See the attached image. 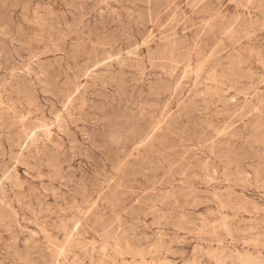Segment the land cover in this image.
<instances>
[{"label": "rangeland", "instance_id": "obj_1", "mask_svg": "<svg viewBox=\"0 0 264 264\" xmlns=\"http://www.w3.org/2000/svg\"><path fill=\"white\" fill-rule=\"evenodd\" d=\"M152 1L0 0V264H264V0Z\"/></svg>", "mask_w": 264, "mask_h": 264}, {"label": "bare ground", "instance_id": "obj_2", "mask_svg": "<svg viewBox=\"0 0 264 264\" xmlns=\"http://www.w3.org/2000/svg\"><path fill=\"white\" fill-rule=\"evenodd\" d=\"M76 1H78V0H75L74 3H76ZM80 1H82V0H80ZM151 1H152V0H151ZM154 1H155V0H154ZM154 1H152V2H154ZM187 1H189V0H187ZM202 1H203V0H202ZM202 1H200L199 3H201ZM84 2H85V1H84ZM157 2H159V0H158ZM189 2H190V1H189ZM197 2H198V1H197ZM256 2H257V1H256ZM15 3H16V2H15ZM143 3H145V2H143ZM154 3H155V2H154ZM230 3H232V2H230ZM235 3H236V2H235ZM1 4H2V3H1ZM77 4H78V3H77ZM84 4H85V3H84ZM149 4H151V3H149ZM149 4H147V5H149ZM204 4H205V3H204ZM2 5H3V4H2ZM16 5H17V4H16ZM72 5H73V4H72ZM74 5H75V4H74ZM153 5H154V4H153ZM158 5H159V4H158ZM193 5H195V3H194ZM198 5H199V4H198ZM75 6H76V5H75ZM82 6H83V5H82ZM97 6H99V5H97ZM156 6H157V5H156ZM188 6H189V5H188ZM80 7H81V6H80ZM84 7H85V6H84ZM147 7H148V6H147ZM157 7H158V6H157ZM157 7H156V8H157ZM177 7H178V6H177ZM191 7H192V5H191ZM14 8H15V6H14ZM73 8H75V7H73ZM195 8H196V6H195ZM76 9H77V8H76ZM161 9H162V8H161ZM11 10H12V9H11ZM22 10H24V8H23ZM48 10H49V9H48ZM105 10H106V9H105ZM149 10H150V9H149ZM144 11H147V10H144ZM150 11H151V10H150ZM153 11H154V10H153ZM77 12H78V11H77ZM79 12H81V11H79ZM167 12H168V11H167ZM35 13H36V12H35ZM75 13H76V12H75ZM143 13H144V12H143ZM161 13H162V12H161ZM6 14H7V13H6ZM72 14H73V13H72ZM85 14H86V13H85ZM153 14H154V13H153ZM170 14H171V16H172V14H173L172 11L170 12ZM209 14H210V13H209ZM40 15H41V14H40ZM77 15H78V14H77ZM160 15H161V14H160ZM165 15H166V14H165ZM176 15H177V14H176ZM176 15H175V16H176ZM211 15H212V14H211ZM147 16H148V15H147ZM147 16H146V17H147ZM166 16H167V15H166ZM11 17H12V16H11ZM74 17H75V14H74ZM84 17H86V16H84ZM142 17H143V16H142ZM151 17H152V16H151ZM157 17H158V16H157ZM44 18H46V17H44ZM159 18H160V16H159ZM173 18H175V17H173ZM239 18H240V17H239ZM12 19H13V17H12ZM65 19H66V18H65ZM140 19H141V18H140ZM144 19H145V18H144ZM153 19H154V18H153ZM85 20H86V19H85ZM145 20H147V18H146ZM150 20H151V19H150ZM168 20H170V19H168ZM235 20H236V19H235ZM12 21H13V20H12ZM35 21H36V20H35ZM48 21H49V20H48ZM50 21H51V20H50ZM152 21H153V20H152ZM166 21H167V20H166ZM173 21H174V20H173ZM173 21H172V22H173ZM236 21H237V20H236ZM236 21H235V22H236ZM73 22H74V21H73ZM79 22H80V21H79ZM86 22H87V21H86ZM89 22H90V21H89ZM174 23H175V22H174ZM30 24H31V23H30ZM59 24H60V23H59ZM65 24H66V23H65ZM85 24H87V23H85ZM169 24H171V23H169ZM231 24H232V23H231ZM233 24H234V23H233ZM35 25H36V24H35ZM51 25H53V24H51ZM54 25H55V24H54ZM73 25H74V24H73ZM73 25H71V26H73ZM159 25H160V24H159ZM186 25H187V24H186ZM188 25H190V24L188 23ZM191 25H192V23H191ZM250 25H251V24H250ZM250 25H249V28H250ZM55 26H56V25H55ZM61 26H62V25H61ZM80 26H82V24H80ZM231 26H232V25H231ZM63 27H66V25L63 26ZM67 27H69V25H68ZM164 27H166V26H164ZM169 27H170V26H169ZM252 27H253V26H252ZM57 28H58V27H57ZM70 28H71V27H70ZM127 28H130V27H127ZM167 28H168V27H167ZM245 28H246V26H245ZM21 29H22V28H21ZM85 29H86V28H85ZM164 29H165V28H163V30H164ZM168 29H169V28H168ZM171 29H172V28H171ZM186 29H187V28H186ZM186 29H184V31H186ZM198 29H199V28H198ZM250 29H251V28H250ZM252 29H253V28H252ZM78 30H79V28L77 29V31H78ZM88 30H89V29H88ZM101 30H102V29H101ZM161 30H162V29H161ZM173 30H175V29H172V31H173ZM232 30H233V29H232ZM232 30H231V31H232ZM18 31H19V30H18ZM58 31H59V29H58ZM74 31H75V29H74ZM126 31H127V30H126ZM164 31H165V30H164ZM169 31H170V29H169ZM252 31H253V30H252ZM54 32H55V31H54ZM60 32H61V31H60ZM130 32H131V31H130ZM138 32L141 33L139 30H138ZM186 32H187V31H186ZM232 32H233V31H232ZM235 32H236V31H235ZM235 32H234V33H235ZM19 33H20V32H19ZM51 33H52V32H51ZM51 33H50V34H51ZM83 33H84V32H83ZM151 33H152V32H151ZM160 33H161V32H160ZM169 33H171V31H170ZM246 33H247V32H246ZM253 33H254V32H253ZM53 34H54V33H52V35H53ZM88 34H89V33H88ZM108 34H109V33H108ZM227 34H228V32H227ZM247 34H248V33H247ZM64 35H65V34H64ZM66 35H67V34H66ZM76 35H77V34H76ZM76 35H75V36H76ZM85 35H86V34H85ZM109 35H110V34H109ZM114 35H115V34H114ZM114 35H113V36H114ZM131 35H132V34H131ZM150 35H151V34H150ZM199 35H200V34H199ZM229 35H230V34H229ZM50 36H51V35H50ZM56 36H57V35H56ZM68 36H69V35H68ZM80 36H82V35H80ZM100 36H101V35H100ZM137 36H138V35H137ZM164 36H165V35H164ZM176 36H177V35H176ZM252 36H253V35H252ZM85 37L87 38V36H85ZM94 37H95V36H94ZM98 37H99V36H98ZM109 37H111V35H110ZM132 37H133V36H132ZM198 37H199V36H198ZM104 38H105V37H104ZM165 38H168V37H165ZM230 38H231V37H230ZM238 38H239V37H238ZM238 38H237V40H239ZM245 38H246V36H245ZM249 38H250V35H249ZM33 39H34V38H32V40H33ZM90 39H91V38H90ZM97 39H98V38H97ZM133 39H134V38H133ZM250 39H251V38H250ZM26 40H27V39H26ZM99 40H100V39H99ZM140 40H141V39H140ZM143 40H144V39H143ZM187 40H188V39H187ZM29 41H30V40H29ZM33 41H34V40H33ZM33 41H32V42H33ZM37 41H38V40H37ZM59 41H60V40H59ZM59 41H58V42H59ZM63 41H64V40H63ZM80 41H81V40H80ZM83 41H84V40H83ZM96 41H98V40H96ZM132 41H133V40H132ZM158 41H159V40H158ZM232 41H233V40H232ZM240 41H241V40H240ZM34 42H35V41H34ZM34 42H33V43H34ZM75 42H76V41H75ZM98 42H99V41H98ZM109 42H110V41H109ZM141 42H142V41H141ZM146 42H148V41H146ZM146 42H145V43H146ZM233 42H235V41H233ZM53 43H54V42H53ZM77 43H78V42H77ZM84 43H85V42H84ZM102 43H104V42H102ZM107 43H108V42H107ZM126 43L128 44V42H126ZM143 43H144V42H143ZM159 43H160V42H159ZM178 43H179V42H178ZM236 43H237V42H236ZM35 44H38V42H36ZM41 44H43V43H41ZM54 44H55V43H54ZM64 44H65V43H64ZM79 44H80V43H79ZM98 44H99V43H98ZM98 44H97V46H98ZM172 44H173V43H172ZM56 45H57V44H56ZM84 45H85V44H84ZM104 45H105V44H104ZM128 45H129V44H128ZM136 45H137V44H136ZM136 45H135V46H136ZM141 45H142V44H141ZM57 46H58V45H57ZM99 46H100V44H99ZM107 46H108V45H107ZM119 46H120V45H119ZM137 46H138V45H137ZM145 46H146V45H145ZM80 47H81V45H80ZM80 47H79V48H80ZM84 47H85V46H84ZM100 47H101V46H100ZM116 47H117V46H116ZM130 47H131V46H130ZM182 47H183V46H182ZM48 48H49V47H48ZM59 48H60V47H59ZM102 48H103V47H102ZM124 48H125V47H124ZM133 48H134V47H133ZM189 48H190V47H189ZM57 49H58V48H57ZM84 49H85V48H84ZM106 49H107V48H106ZM112 49H113V48H112ZM121 49H122V48H121ZM125 49H126V48H125ZM131 49H132V48H131ZM136 49H137V48H136ZM136 49H135V51H136ZM191 49H192V47H191ZM59 50H60V49H59ZM102 50H103V49H102ZM158 50H161V49L159 48ZM224 50H225V49H224ZM60 51H61V50H60ZM109 51H110V50H109ZM109 51H108V52H109ZM115 51H116V50H115ZM148 51H149V49H148ZM189 51H191V50H188V52H189ZM41 52H42V51H41ZM103 52H105V51H103ZM125 52H126V51H125ZM138 52H139V51H138ZM165 52H167V51H165ZM219 52H220V51H219ZM58 53H61V52L58 51ZM62 53H63V52H62ZM80 53H81V52H80ZM84 53H85V52H84ZM160 53H161V52H160ZM182 53H183V52H182ZM222 53H223V52H222ZM46 54H48V53H46ZM78 54H79V53H78ZM127 54H128V53H127ZM188 54H189V53H188ZM217 54H218V53H217ZM33 55H34V53H33ZM35 55H36V53H35ZM76 55H77V54H76ZM83 55H84V54H83ZM103 55H104V54H103ZM105 55H107V54L105 53ZM136 55H138V54H136ZM231 55H232V53H231ZM159 56H160V55H159ZM221 56H222V55H221ZM35 57H36V56H35ZM35 57H34V58H35ZM106 57H107V56H106ZM109 57H110V56H109ZM112 57H113V55H112ZM107 58H108V57H107ZM182 58H184V57H182ZM208 58H209V57H208ZM215 58H217V57H215ZM215 58H214V59H215ZM237 58H239V57H237ZM60 59H61V58H60ZM66 59H67V58H66ZM108 59H109V58H108ZM158 59H159V58H158ZM214 59H213V60H214ZM62 60H63V59H62ZM71 60H72V58H71ZM71 60H70V61H71ZM211 60H212V59H211ZM110 61H111V60H110ZM207 61H208V59H207ZM209 61H210V60H209ZM60 63H61V62H60ZM67 63H68V62H67ZM111 63H112V62H111ZM155 63H156V62H155ZM173 63H174V62H173ZM236 63H237V62H236ZM236 63H235V64H236ZM47 64H49V63L47 62ZM174 64H175V63H174ZM207 64H208V63H207ZM56 65H57V61H56ZM65 66H67V65L65 64ZM160 66H161V65H160ZM160 66H159V67H160ZM232 66H233V65H232ZM199 67H200V66H199ZM205 67H206V66H204V69H203L202 71L205 70ZM217 67H219V66H217ZM29 68H30V67H29ZM174 68H175V67H174ZM197 68H198V67H197ZM54 69H55V68H54ZM54 69H53V70H54ZM60 69H61V68H60ZM183 69H184V68H183ZM199 69H200V68H199ZM201 69H202V68H201ZM46 70H47V69H46ZM228 70H229V69H228ZM195 71L198 72L197 69H196ZM199 71H200V70H199ZM225 71H227V70L225 69ZM231 71H232V70H231ZM28 72H29V71H28ZM45 72H46V71H45ZM48 72H49V71H48ZM59 72H60V71H59ZM216 72H217V71H216ZM216 72H215V74H216ZM49 73H50V72H49ZM52 73H53V72H52ZM172 73H173V71H172ZM206 73H207V72H206ZM219 73H220V72H219ZM248 73H249V72H248ZM47 74H48V73H47ZM50 74H51V73H50ZM58 74H59V73H58ZM189 74H190V73H189ZM208 74H209V72H208ZM246 74H247V73H246ZM48 75H49V74H48ZM51 75H52V74H51ZM51 75H50V77H51ZM195 75H196V74H195ZM200 75H201V74H200ZM200 75H199V76H200ZM230 75H231V74H230ZM171 76H172V75H171ZM171 76H170V77H171ZM188 76H189V75H188ZM202 76H203V75H202ZM234 76H235V74H234ZM44 77H45V76H44ZM172 77H173V76H172ZM185 77H186V76H185ZM195 77H197V75H196ZM210 77H211V75H210ZM210 77H209V78H210ZM213 77H214V76H213ZM246 77H247V76H246ZM252 77H253V76H252ZM224 78H225V77H224ZM51 79H52V77H51ZM195 79H196V78H195ZM210 79H211V78H210ZM210 79H209V80H210ZM198 80H199V77H198ZM225 80H226V79H225ZM227 80H228V78H227ZM234 80H235V79H234ZM240 80H241V79H240ZM52 81H53V80H52ZM228 81H230V80H228ZM231 81H232V80H231ZM55 82H56V81H55ZM57 82H58V81H57ZM59 82H60V80H59ZM65 82H66V81H65ZM67 82H69V81H68V78H67ZM210 82H211V81H210ZM212 82H213V80H212ZM214 82H215V81H214ZM162 83H163V82H162ZM177 83H178V82H177ZM179 83H180V81H179ZM179 83H178V84H179ZM19 84H20V83H19ZM68 84H69V83H68ZM154 84H156V83H154ZM20 85H21V84H20ZM66 85H67V84H66ZM66 85L64 84L63 86H66ZM69 85H70V84H69ZM125 85H126V84H125ZM163 85H164V84H163ZM180 85H181V84H180ZM2 86H3V85H2ZM18 86H19V85H18ZM51 86H52V85H51ZM49 87H50V86H49ZM69 87H70V86H69ZM159 87H160V86H159ZM159 87H158V88H159ZM7 88H8V86H7ZM20 88H21V87H20ZM53 88H54V87H53ZM163 88H164V87H163ZM174 89H175V87H174ZM179 89H180V88H179ZM179 89H178V90H179ZM1 90H3V89H1ZM24 90H27V89H24ZM157 90H158V89H157ZM157 90H156V91H157ZM227 90H228V89H227ZM20 91L22 92V89H20ZM28 91H29V90H28ZM28 91H27V92H28ZM51 91H52V90H51ZM53 91H54V90H53ZM179 91H180V90H179ZM2 92H3V91H2ZM27 92H26V94H27ZM121 92H122V91H121ZM215 92H216V91H215ZM215 92H214V93H215ZM4 93H5V92H4ZM22 93H24V92H22ZM54 93H55V92H54ZM54 93H53V94H54ZM207 93H208V92H207ZM214 93H213V95L216 96V93H215V94H214ZM241 93H242V92H241ZM31 94H33V92H32ZM31 94H29V95L31 96ZM57 94H59V92H58ZM152 94L154 95V93H152ZM152 94H151V95H152ZM159 94H160V93H159ZM242 94H243V93H242ZM151 95H150V96H151ZM155 95H156V94H155ZM248 95H249V94H248ZM248 95H246V96H248ZM54 96H55V94H54ZM208 96H209V93H208ZM210 96H211V95H210ZM210 96H209V97H210ZM59 97H60V95H59ZM65 97H67V96H65ZM140 100H141V99H140ZM187 102H188V101H187ZM137 103H138V101H137ZM59 104H60V103H59ZM219 104H220V103H219ZM252 106H253V105H252ZM189 107H190V106H189ZM222 107H223V106H222ZM176 109H177V108H176ZM255 110H256V109H255ZM136 111H137V110H136ZM237 111H238V110H237ZM258 111H259V110H258ZM35 113H36V111H35ZM141 113H142V111H141ZM255 113H256V112H255ZM131 114H133V113H131ZM137 115H138V113H137ZM257 115H258V114H257ZM258 116H259V115H258ZM137 119H138V118H137ZM6 121H7V120H6ZM25 121H26V120H25ZM7 122H8V121H7ZM132 122H133V121H132ZM136 122H137V120H136ZM136 122H135V124H136ZM169 122H170V121H169ZM4 123H5V122H4ZM59 123H61V122H59ZM8 124H9V123H8ZM191 124H192V123H191ZM14 125H15V124H14ZM41 125H42V124H41ZM195 125H196V124H195ZM226 127H227V126H226ZM5 128H6V126H5ZM84 128H85V127H84ZM195 128H197V127H195ZM231 128H232V127H231ZM23 129H24V128H23ZM38 129H39V128H38ZM38 129H36V130H38ZM41 129H43V128H41ZM44 129H45V128H44ZM48 129H49V128H48ZM127 129H128V128H127ZM133 129H134V128H133ZM225 129H226V128H225ZM5 130H6V129H5ZM62 130H63V129H62ZM34 131H35V130H34ZM47 131H48V130H46L45 132H47ZM226 131H227V130H226ZM228 131H229V130H228ZM262 131H264V130H262ZM22 132H23V131H22ZM49 132H50V131H49ZM87 132H88V131H87ZM127 132H128V131H127ZM33 133H34V132H33ZM50 133H51V132H50ZM136 133H137V132H136ZM222 133L224 134V132H222ZM31 134H32V133H31ZM29 135H30V134H29ZM129 135H131V134H129ZM136 135H137V134H136ZM137 136H138V135H137ZM31 137H33V136H30V139H31ZM25 138H26V137H25ZM69 138H70V137H69ZM131 138H132V137H131ZM203 138H205V136H204ZM23 139H24V138H23ZM28 139H29V137H28ZM25 140H26V139H25ZM25 140H24V142H25L24 145L28 142V140H26V141H25ZM31 140H32V139H31ZM140 140H141V138H140ZM200 140H201V139H200ZM141 141H142V140H141ZM21 142H23V141H21ZM31 142H32V141H31ZM72 142H73V140H72ZM29 143H30V142H29ZM128 143H129V142H128ZM207 143H208V142H207ZM214 143H215V142H214ZM31 144H32V143H31ZM31 144H30V145H31ZM95 144H96V143H95ZM27 145H28V144H27ZM27 145H26V146H27ZM96 145H97V144H96ZM211 145H212V144H211ZM12 146H13V145H12ZM97 146H98V145H97ZM125 146H126V145H125ZM213 146H214V145H213ZM22 147H23V146H22ZM24 147H25V146H24ZM27 147H29V145H28ZM30 148H31V146H30ZM100 148H101V147H100ZM217 148H218V147H217ZM214 149H215V148H214ZM21 150H22V149H21ZM110 150H111V149H110ZM144 150H145V149H144ZM71 151H72V150H71ZM190 151H191V150H190ZM46 152H47V151H46ZM49 153H50V152H49ZM106 153H107V152H106ZM112 153H113V152H112ZM119 153H120V152H119ZM50 154H51V153H50ZM104 154H105V152H104ZM22 155H23V154H22ZM120 155H121V154H120ZM23 156H24V155H23ZM17 157H19V156H17ZM123 157H125V156H123ZM176 157H177V156H176ZM21 158H22V161H23V157H21ZM21 158H19V159H21ZM25 158H26V157H25ZM94 159H95V158H94ZM22 161H20V162H22ZM26 161H27V160H26ZM92 161H93V163L95 164V162H94L95 160H92ZM151 161H152V160H151ZM164 161H165V160H164ZM166 163H167V162H166ZM17 164H18V163H17ZM24 164H25V163H24ZM95 165H96V164H95ZM103 165H104V164H103ZM175 165H177V164H175ZM148 166H149V165H148ZM153 166H154V165H153ZM172 166H173V165H172ZM53 167H54V166H53ZM55 167H56V166H55ZM29 168H30V167H29ZM127 168H129V166H127ZM148 168H149V167H148ZM148 168H146V169H148ZM170 168H171V167H170V165H169V169H170ZM143 169H144V168H143ZM151 169H153V168H151ZM171 169H172V168H171ZM59 170H61V168H59ZM93 170H94V169H93ZM116 171H117V170H116ZM145 171H146V170H145ZM147 171H149V169H148ZM175 171H176V170H175ZM60 172H61V171H60ZM143 172H144V171H143ZM182 172H183V171H182ZM182 172H180V174H181ZM97 173H98V172H97ZM152 173H153V172H152ZM183 173H184V172H183ZM16 174H17V172H16ZM150 174H151V173H150ZM154 174H155V173H154ZM254 174H255V173H254ZM57 175H58V172H57ZM143 175H144V174H143ZM186 175H187V174H186ZM189 176H190V175H189ZM95 177H96V176H95ZM98 177H99V176H98ZM125 177H126V175H125ZM135 177H136V176H135ZM132 178H133V177H131V179H132ZM146 178H147V177H146ZM153 178H154V177H153ZM83 179H84V178H83ZM147 179H148V178H147ZM4 180H5V179H4ZM84 180H85V179H84ZM160 180H161V179H160ZM131 181H132V180H131ZM108 182H109V181H108ZM115 182H116V181H115ZM115 182H114V183H115ZM146 182H147V181H146ZM91 185H92V184H91ZM123 185H124V184H123ZM120 186H121V185H120ZM139 186H140V185H139ZM109 187H110V186H109ZM121 187H122V186H121ZM121 187H120V188H121ZM120 188H119V189H120ZM141 188H142V186H141ZM143 188H144V187H143ZM116 189L118 190V188H116ZM116 189H115V190H116ZM85 190H86V188H85ZM119 191H120V190H119ZM82 192H83V191H81V193H82ZM117 192H118V191H117ZM141 192H142V191H141ZM142 193H143V192H142ZM147 193H148V192H147ZM182 193H183V192H182ZM115 194H116V193H115ZM115 194H114V196H115ZM118 194H119V193H118ZM164 194H167V193H164ZM116 196H118V195L116 194ZM119 196H120V197H123V196H121V195H119ZM142 196H143V195H142ZM142 196H141V197H142ZM82 198H83V197H82ZM115 198H117V197H115ZM124 198H125V197H124ZM161 198H162V197H160V199H161ZM71 199H72V198H71ZM113 199H114V198H113ZM149 199H150V197H149ZM117 200H118V199H117ZM65 201H66V200H65ZM113 201H116V199L113 200ZM113 201H112V202H113ZM118 201H119V200H118ZM136 202H137V201H136ZM157 202L159 203V201H157ZM157 202H156V203H157ZM106 203H107V202H106ZM153 203H154V204H153ZM153 203H152L153 205L156 204L155 202H153ZM160 204L162 205L161 202H160ZM160 204H159V205H160ZM112 206H113V204H112ZM155 206H156V205H155ZM172 206H173V205H172ZM73 208H75V205H74ZM134 208H135V207H134ZM155 209H157V208H155ZM153 210H154V209H153ZM155 212H156V211H155ZM155 212H154V214H155ZM135 213H136V212H135ZM156 213H158V212H156ZM147 214H148V213H147ZM165 214H166V213H165ZM84 215H85V214H84ZM163 215H164V214H163ZM77 216H78V215H77ZM164 217H165V216H164ZM198 217H199V216H198ZM75 218H76V217H74V219H75ZM113 218H115V217H113ZM117 218H118V217H117ZM132 218H133V217H132ZM160 218H162V217H160ZM111 219H112V218H111ZM121 219H122V218H121ZM162 219H163V218H162ZM98 221H99V220H98ZM98 221H97V222H98ZM104 221H105V220H104ZM104 221H103V222H104ZM108 221H109V220H108ZM99 223H100V222H99ZM165 223H166V222H165ZM116 224H118V223L116 222ZM176 224H177V223H176ZM78 225H79V223H78ZM119 225H120V224H119ZM152 225H153V224H152ZM174 225H175V224H174ZM100 226H101V225H100ZM108 226H109V225H108ZM191 226H192V225H191ZM74 227H75V226H74ZM120 227H121V226H120ZM128 227H129V225H128ZM173 227H174V226H173ZM227 227H228V226H227ZM126 228H127V227H126ZM130 228H131V227H130ZM64 229H65V228H64ZM122 229H123V228H122ZM214 229H215V228H214ZM212 230H213V229H212ZM75 231H76V230H75ZM121 231H122V230H121ZM123 231H125V230H123ZM123 231H122V232H123ZM109 232H110V231H109ZM109 232H108V233L106 232V233H107V238H108V234H110V233L112 234V232H110V233H109ZM227 232H228V231H227ZM104 235H105V234H104ZM97 237H98V236H97ZM100 237H101V236H100ZM109 237H110V236H109ZM123 237H124V236H123ZM103 238H105V236H104ZM103 238H102V239H103ZM105 239H106V238H105ZM105 239H103V240H105ZM146 239H147V238H146ZM113 240H114V239H113ZM125 240H126V237H125ZM58 241H59V240H58ZM69 241H70V240H69ZM73 241H74V240H73ZM95 241H96V240H95ZM107 241H108V240L106 239L105 242H107ZM162 241H163V240H162ZM71 242H72V241H71ZM96 242H97V241H96ZM125 242H126V241H125ZM91 243H93V242H91ZM91 243H90V244H91ZM160 243H161V242H160ZM57 244H59V243H57ZM77 244H78V243H77ZM110 244H112V243H110ZM110 244H109V245H110ZM153 245H154V244H152L151 246L154 247ZM162 245H163V244H162ZM78 246H79V244H78ZM82 246H83V245H82ZM92 246H94V244H93ZM122 246H123V245H122ZM126 246H127V245H126ZM126 246H125V247H126ZM151 246H150V247H151ZM156 246H157V245H156ZM79 247H80V246H79ZM94 247H95V246H94ZM150 247H149V248H150ZM61 248H62V247H61ZM61 248H58V249H61ZM92 248H93V247H92ZM86 249H87V248H86ZM94 249H95V248H94ZM156 249H157V248H156ZM68 250H69V249H68ZM87 250H88V249H87ZM106 250H107V248H106ZM118 250H119V249H118ZM64 251H65V249H64ZM69 251H70V250H69ZM84 251H85V250H84ZM103 251L105 252V250H103ZM110 251H111V250H110ZM116 251H117V250H116ZM164 251H165V250H164ZM65 252H66V251H65ZM87 252H88V251H87ZM140 252H141V251H140ZM154 252H155V251H154ZM21 253H22V252H21ZM91 253H92V252H91ZM137 253H138V252H137ZM152 253H153V252H152ZM58 254H60V256H61V253L58 252ZM62 254H63V252H62ZM64 254H65V253H64ZM102 254H103V253H102ZM135 254H136V253H135ZM141 254H142V253H141ZM144 254H145V253H144ZM156 254H157V253H156ZM104 255H105V254H104ZM157 255H158V254H157ZM161 255H162V254H161ZM91 256H92V255H91ZM115 256H116V255H115ZM139 256H140V254H139ZM58 257H59V255H58ZM61 257H62V256H61ZM89 257H90V256H89ZM118 257H120V256H118ZM130 257H131V256H130ZM51 258H52V257H51ZM64 258H65V257H64ZM123 258H124V257H123ZM61 259H62V258H61ZM76 259H77V258H76ZM241 260H242V259H241ZM26 261H27V260H26ZM64 261H65V259H64ZM142 261H143V260H142ZM66 262H67V261H66ZM244 263H245V262H244Z\"/></svg>", "mask_w": 264, "mask_h": 264}]
</instances>
